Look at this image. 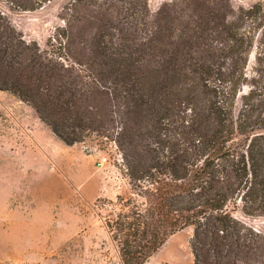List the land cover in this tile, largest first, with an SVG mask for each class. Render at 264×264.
Instances as JSON below:
<instances>
[{
	"label": "trees",
	"instance_id": "1",
	"mask_svg": "<svg viewBox=\"0 0 264 264\" xmlns=\"http://www.w3.org/2000/svg\"><path fill=\"white\" fill-rule=\"evenodd\" d=\"M10 1L33 11L50 0ZM73 2L95 8L92 41L74 50L63 33L41 53L0 16V90L65 145L91 134L115 142L143 198L108 222L116 264L146 263L188 227L195 264H264V236L236 217L264 218V0L226 23L222 8L202 21L219 29L221 64L189 59L206 35L199 15L173 51L170 7L153 17L142 0Z\"/></svg>",
	"mask_w": 264,
	"mask_h": 264
},
{
	"label": "rangeland",
	"instance_id": "2",
	"mask_svg": "<svg viewBox=\"0 0 264 264\" xmlns=\"http://www.w3.org/2000/svg\"><path fill=\"white\" fill-rule=\"evenodd\" d=\"M73 1L50 0L30 11L17 7L16 1L0 0V16L15 35L28 45L35 44L41 53L64 43L63 33L74 50L80 41H92L95 8ZM142 1L153 17L170 7L169 41L174 51L184 34L187 40L196 30L195 14L202 22L214 15L221 17L222 8L226 23L261 0ZM202 26L206 35L190 61L201 56L205 61L229 62L220 51L224 41L218 37L219 29L213 22H202ZM257 53L254 48L248 57V72ZM142 201L112 139L91 134L81 143L65 145L30 104L0 90V264H116L117 243L108 222L121 214V204L131 210ZM236 217L264 236V218ZM192 243V227L178 231L144 264H195Z\"/></svg>",
	"mask_w": 264,
	"mask_h": 264
},
{
	"label": "built area",
	"instance_id": "3",
	"mask_svg": "<svg viewBox=\"0 0 264 264\" xmlns=\"http://www.w3.org/2000/svg\"><path fill=\"white\" fill-rule=\"evenodd\" d=\"M102 163L101 162H98V165H101Z\"/></svg>",
	"mask_w": 264,
	"mask_h": 264
}]
</instances>
